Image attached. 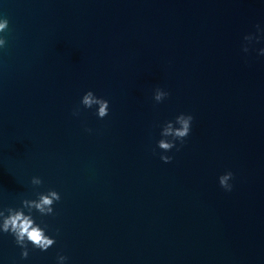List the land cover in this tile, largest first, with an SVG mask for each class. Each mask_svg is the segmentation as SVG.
<instances>
[{
    "label": "water",
    "instance_id": "water-1",
    "mask_svg": "<svg viewBox=\"0 0 264 264\" xmlns=\"http://www.w3.org/2000/svg\"><path fill=\"white\" fill-rule=\"evenodd\" d=\"M0 15V206L34 198L33 176L61 195L57 243L21 261L0 236L3 264H264V57L241 51L264 0H0ZM87 90L104 119L72 116ZM180 112L192 132L165 164L155 126Z\"/></svg>",
    "mask_w": 264,
    "mask_h": 264
},
{
    "label": "clouds",
    "instance_id": "clouds-1",
    "mask_svg": "<svg viewBox=\"0 0 264 264\" xmlns=\"http://www.w3.org/2000/svg\"><path fill=\"white\" fill-rule=\"evenodd\" d=\"M9 28V20L0 15V53L7 45L5 33ZM255 45H264V25L257 23L255 31L243 36L241 51L248 54L250 50L256 52L258 57H264V46L256 48ZM169 97V92L163 88L156 87L152 92V99L156 104H160ZM81 108L93 110L97 119H104L109 115V100L98 96L92 90H87L79 99V104L72 111L73 117H78ZM194 117L190 113L180 112L173 119L158 123L155 127L159 129V139L155 142V148L159 149V159L165 163H171L172 155L168 153L174 149L180 151L187 138L191 135ZM88 132L92 130L85 129ZM155 153V149L153 150ZM234 174L232 171H225L218 176V184L225 192H231L233 189ZM43 181L39 176H33L30 185L34 189V198H23L18 206L2 207L0 206V236H10L20 249L19 258L26 261L29 258L31 250L47 252L56 243V236L59 235V229L55 234L50 231L49 225L45 222L47 217H55V205L61 200V195L54 189L45 191H35L42 186ZM68 257L57 253L56 264H67ZM0 264H3L0 261Z\"/></svg>",
    "mask_w": 264,
    "mask_h": 264
}]
</instances>
